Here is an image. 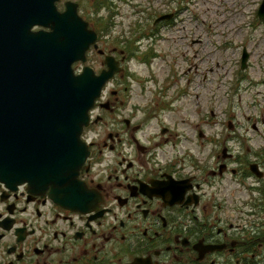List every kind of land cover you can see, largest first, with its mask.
Wrapping results in <instances>:
<instances>
[{"label": "flooded vegetation", "instance_id": "af4514ba", "mask_svg": "<svg viewBox=\"0 0 264 264\" xmlns=\"http://www.w3.org/2000/svg\"><path fill=\"white\" fill-rule=\"evenodd\" d=\"M171 1L161 0L165 9L155 0H103L105 24L89 23L98 49L86 63L99 74L108 57L118 72L82 131L86 162L76 177L45 187L0 181V264H264V90L233 118L231 108L176 109L190 80L173 91L163 37L178 16ZM261 3L243 26L249 50L240 49L232 89L257 70L250 85L264 87V59L255 60V46L264 57ZM157 60L168 67L161 80Z\"/></svg>", "mask_w": 264, "mask_h": 264}, {"label": "water", "instance_id": "95a60500", "mask_svg": "<svg viewBox=\"0 0 264 264\" xmlns=\"http://www.w3.org/2000/svg\"><path fill=\"white\" fill-rule=\"evenodd\" d=\"M56 1L0 0V181L6 184L45 187L77 176L87 154L80 135L88 111L114 71L110 66L96 76L84 67L74 74L72 65L85 61L96 35L77 4L66 2L59 12Z\"/></svg>", "mask_w": 264, "mask_h": 264}, {"label": "rangeland", "instance_id": "374dc122", "mask_svg": "<svg viewBox=\"0 0 264 264\" xmlns=\"http://www.w3.org/2000/svg\"><path fill=\"white\" fill-rule=\"evenodd\" d=\"M140 1L145 4V0ZM260 1L250 0V5L244 7V12L240 14V17L233 20L230 16L229 22L223 21L224 17L230 15L227 13V7L238 6L248 0H174L170 2V7L173 5L176 8L178 16L172 26V31H165L163 37L169 39L164 44L167 48V59L174 64L176 90L173 89V91L183 89L185 82L190 80L188 88L184 90L187 94L174 103L176 109L184 107L194 110L199 107V110L203 111L204 108L211 106L217 114H222L221 111L226 101L225 95L231 92L230 84L235 81L234 68L237 69L239 66L240 49L244 46L249 50V31L247 29L235 30V24L240 21L249 22L252 12L257 9ZM77 2L80 5L79 15L94 29H102V24H105L102 20L105 10L101 9L98 15H95L97 3L93 0H77ZM154 4L162 6L161 0H155ZM58 7L62 8V4ZM162 8L169 9L166 5ZM126 10L127 8L123 6L122 11ZM96 18H101V21H98L99 26H96L94 22ZM117 20L122 21L120 17ZM258 29L257 37L260 33L264 34V23L260 24ZM227 32L230 33L223 36V33ZM259 38L263 41L262 35ZM239 41L243 44L239 45ZM255 48V55L258 56L255 60H263L262 51L257 46ZM131 60L132 68L139 72L140 65L134 62V57ZM189 67H191L190 71L184 74L183 72ZM167 71L166 64L157 60L155 76L161 80L166 76ZM260 74L261 70H257L254 75H251L249 71L244 75L241 74L244 78L232 89L231 118L238 116L237 111L245 102L252 101L256 90H264L262 85H250L256 82ZM239 97H241V102ZM258 98L260 103H263L264 97L260 95ZM255 107L262 110L257 104Z\"/></svg>", "mask_w": 264, "mask_h": 264}]
</instances>
